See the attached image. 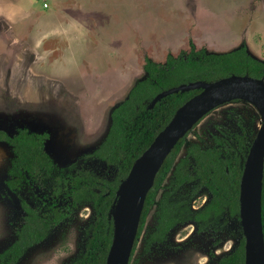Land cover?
<instances>
[{"label":"rangeland","instance_id":"rangeland-1","mask_svg":"<svg viewBox=\"0 0 264 264\" xmlns=\"http://www.w3.org/2000/svg\"><path fill=\"white\" fill-rule=\"evenodd\" d=\"M241 46L264 63V0H0V130L49 134L45 150L53 161L49 175L12 193L5 180L13 155L0 142V252L22 222L21 199L42 208L65 204L52 195L55 176L88 168L112 177L111 167L87 155L107 134L112 109L144 77L146 58L163 63L192 47L221 54ZM261 116L248 99L220 102L184 134L173 166L190 145L210 148L216 137L234 145V135L244 134L251 145ZM171 180L158 188V199ZM193 184L171 198L188 200L197 211L210 193L200 188L190 197ZM154 212L153 205L130 264H217L242 237L240 218L226 217L219 231L199 233L188 221L163 242L146 245ZM93 220L92 205L78 204L16 264L72 262L83 253Z\"/></svg>","mask_w":264,"mask_h":264},{"label":"trees","instance_id":"trees-1","mask_svg":"<svg viewBox=\"0 0 264 264\" xmlns=\"http://www.w3.org/2000/svg\"><path fill=\"white\" fill-rule=\"evenodd\" d=\"M143 70L144 77L136 81L126 98L112 109L110 126L104 139L87 155L111 167L112 177L99 175L88 168L55 176L52 195L68 201L63 206L50 204L44 208L34 207L21 199L22 222L15 231L13 242L0 252V264H16L29 248L45 240L49 232L82 202L92 205L94 220L86 228L83 253L68 264H105L113 232L110 210L120 183L128 175L133 162L149 147L175 111L200 90L168 95L150 109L148 106L152 99L160 92L181 84L214 82L230 75L264 79V63L250 55L244 46L221 54L192 47L189 52H181L175 57L167 55L163 63L146 58ZM48 137L47 133H35L24 128L13 135L0 130V142L10 147L13 155L5 180L9 191L16 194L25 182L39 181L51 173L53 161L45 150ZM182 140L164 160L146 196L130 261L156 192L171 171ZM233 143L226 138L216 137L211 148L201 149L194 144L187 149L186 155L174 167L169 190L159 200L155 225L145 239L146 245L163 242L177 225L188 221L196 224L197 232L204 233L210 229L219 231L227 218H239V186L244 164L241 157L248 152L250 143L244 134L234 135ZM187 182H194L190 197L202 187L210 193L209 201L197 211L190 210L188 200L172 201V194ZM261 220L264 237V169ZM244 245L242 235L235 249L222 256L217 264H245Z\"/></svg>","mask_w":264,"mask_h":264},{"label":"water","instance_id":"water-1","mask_svg":"<svg viewBox=\"0 0 264 264\" xmlns=\"http://www.w3.org/2000/svg\"><path fill=\"white\" fill-rule=\"evenodd\" d=\"M191 90L200 92L175 111L149 147L133 162L118 187L110 210L113 232L105 264H130L146 196L164 160L184 134L220 102L256 98L264 104L263 78L230 75L214 82L197 81L162 91L152 99L148 108H153L168 95ZM263 169L264 121L246 154L239 186V218L245 240V264H264L261 220ZM123 185H126V191L120 195Z\"/></svg>","mask_w":264,"mask_h":264},{"label":"flooded vegetation","instance_id":"flooded-vegetation-1","mask_svg":"<svg viewBox=\"0 0 264 264\" xmlns=\"http://www.w3.org/2000/svg\"><path fill=\"white\" fill-rule=\"evenodd\" d=\"M192 145H194V144H192ZM195 145H198V144H195ZM191 146V145H190ZM189 146V147H190ZM199 146V145H198ZM188 147V148H189ZM187 148V149H188ZM199 148H201V149H207V148H203L202 146H199ZM211 148V147H210ZM186 152H187V150H186ZM185 155H186V153H185ZM179 161V160H178ZM177 164V163H176ZM175 164V165H176ZM175 165L172 167V169H171V171L168 173V175L166 176V178L164 179V181L167 179V178H171L172 177V174H173V170H174V167H175ZM164 181L162 182V184L164 183ZM194 182H187V183H185L184 185H182L181 186V188L183 187V186H187V185H189V184H193ZM162 184L160 185V187L162 186ZM202 188H205V187H202ZM158 190H157V192H156V195H155V198H154V203H153V205L155 206V212H154V217H155V214H156V211H157V206H158V204H159V200L162 198V195H163V193L165 192H162L161 194H160V197H159V199H158ZM68 201H66L65 202V204L67 203ZM64 204V205H65ZM58 205V204H57ZM152 205V206H153ZM59 206V205H58ZM202 208V207H201ZM199 210V209H198Z\"/></svg>","mask_w":264,"mask_h":264},{"label":"bare ground","instance_id":"bare-ground-1","mask_svg":"<svg viewBox=\"0 0 264 264\" xmlns=\"http://www.w3.org/2000/svg\"><path fill=\"white\" fill-rule=\"evenodd\" d=\"M244 99H246V98H244ZM248 100H250V101H252L253 103L256 104V106L258 107V109L260 110V113L262 115L261 116V120H264V104L260 100H258L256 98H251V99H248ZM125 191H126V185H123L122 189L120 191V195L124 194ZM118 206H119V203H117V205H116V212H117Z\"/></svg>","mask_w":264,"mask_h":264}]
</instances>
